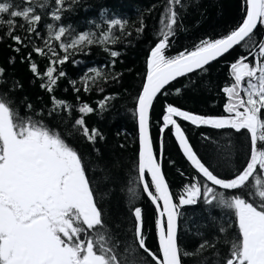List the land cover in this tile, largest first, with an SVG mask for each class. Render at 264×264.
<instances>
[{
	"label": "snow or ice",
	"instance_id": "obj_1",
	"mask_svg": "<svg viewBox=\"0 0 264 264\" xmlns=\"http://www.w3.org/2000/svg\"><path fill=\"white\" fill-rule=\"evenodd\" d=\"M36 2L23 0L26 6H20L0 0V43L5 38L10 39L9 47L17 54L28 48L33 43L31 37L37 34L42 15L33 6ZM66 2L54 0L51 12L54 21L61 20ZM72 2L79 3V0ZM44 6V3L40 4V7ZM185 7L184 0H166L158 21V42L150 50L146 79L136 97L137 179L142 192L157 211L155 227L162 259L146 245L145 218L139 206L131 208L135 244L125 249L128 256L121 259L117 244L108 232L103 208L95 198L83 157L41 121L30 116L21 117L13 102L0 95V264H149L139 250L154 264H183L184 257H194L207 247H216L205 240L193 251H182L178 244L180 209L201 200L229 209L235 217L237 233L223 240L227 251L217 253L216 264H264V36H259L257 31L258 27L264 26V0H244L242 22L221 38L202 39L191 49L168 56L166 51L171 46V38L181 30ZM128 23L119 18L109 20L99 43L118 42L119 37L113 30L118 28L124 34ZM48 28L50 35L44 41L47 51L33 46L21 61L29 62L30 71L42 81L41 87L52 93L58 79L66 75L63 70L58 71L56 65H63L70 59L69 50L75 53L97 41L93 34L83 33L64 42L62 38L68 29L63 26L53 29L52 25ZM144 28L141 19L137 34H142ZM20 30L26 35L19 34ZM50 40L60 42L58 47L63 55L49 43ZM238 45L248 50L254 62H249L248 56H242L230 65L233 82L222 89L228 99L224 107L227 115L206 116L167 104L159 129L161 138L157 152L151 136L150 110L158 94L167 95L166 86L178 77L197 71L207 72L206 65ZM104 51L114 58L113 64L120 55L108 47H104ZM32 52L42 58L51 55L55 59H49L44 71L40 72L32 60ZM9 63H15V57H10ZM92 71L94 75L83 77L85 92L91 91V84L97 78L106 79L102 71ZM4 74L5 69L0 67V78ZM112 79H118V75H113ZM70 83L74 91L81 90L76 87V82ZM175 92L180 95L181 89ZM50 98L52 112L71 109L66 101L55 96ZM111 99L113 97H104L97 102V107L101 111L107 110ZM26 107L31 109L32 105ZM78 112L82 115L74 121V127L82 130L88 142L95 144L98 138L104 139L98 129L90 130L83 118L94 112L93 107L84 103ZM176 117L196 127L234 130L236 133L246 130L250 154L245 165L235 175L221 177L197 153ZM166 129L173 132L179 149L197 174L194 182L186 185L184 192L176 198L162 171L161 161L165 154L162 137ZM203 138L216 143L211 136ZM229 192L232 194L226 195ZM219 231L224 233L226 229L222 227Z\"/></svg>",
	"mask_w": 264,
	"mask_h": 264
},
{
	"label": "trees",
	"instance_id": "obj_2",
	"mask_svg": "<svg viewBox=\"0 0 264 264\" xmlns=\"http://www.w3.org/2000/svg\"><path fill=\"white\" fill-rule=\"evenodd\" d=\"M4 2L26 6L23 0ZM184 2L186 7L182 11L181 30L171 38V46L166 51L168 56L191 49L202 39L221 38L241 23L245 15L244 0ZM41 3L45 5L43 8L40 7ZM165 4L166 0H79V3L67 0L61 20L54 21L51 17L54 0H37L33 6L42 15V20L37 27V34L31 37L33 43L19 54L9 47L12 44L10 39L5 38L3 43H0V67L5 69L4 77L0 78V95L13 102L21 117L30 116L41 121L52 131L59 133L65 142L83 157L95 198L103 208L108 232L113 238V243L117 244L121 259L128 256L125 249L135 244L131 208L136 206L143 210L146 245L154 253H160L155 227L157 211L142 192V186L137 179L139 144L135 110L136 97L146 79V62L150 50L158 42V21ZM117 18L129 21L124 34H121L118 28L114 29V34L119 37L118 42L100 44L99 37L107 29V22ZM141 19L145 23L144 32L137 34L136 29L140 27ZM49 25H52L53 29L60 26L68 29L66 36L62 38L64 42H70L83 33L93 34L97 41L75 53L69 50L70 59L63 65H56L58 71L63 70L66 75L58 79L52 93L41 87L42 81L30 71L29 62L21 61V57L30 52L33 46L45 48L47 51L44 41L50 35ZM257 31L259 36H264V26L259 27ZM129 32L131 35H127ZM19 34L26 35L23 30H20ZM49 43L60 55L64 54L58 47L59 41L50 40ZM104 47L120 53L114 64V58L104 51ZM242 56H248L249 62H254L248 50L239 46L228 56L207 67V72H197L173 83L165 89L167 95L161 94L157 98L150 117L151 136L156 142L157 152L161 138L159 129L163 124L162 117L167 104L206 116L227 115L224 107L228 99L222 89L233 82L230 77V65ZM10 57H15V63H9ZM49 59L55 57L49 55L42 58L32 52V60L37 63L40 72L44 71ZM92 70L102 71L106 79L97 78L96 82L91 84V91L85 92L83 77L94 75ZM113 75H118V79H112ZM71 81L76 82V87L81 89L79 92L73 90ZM178 88L181 89L180 95L175 92ZM51 96L66 101L71 105V109L61 108L52 112ZM106 96L113 99L108 101L107 110L101 111L97 102ZM84 103L94 109L93 113L83 117L86 126L90 130L98 129L104 137L102 140L98 138L95 144L89 143L82 130L74 127V121L82 115L78 109ZM28 104L32 105L31 109L26 107ZM175 119L181 124L197 153L221 177L229 178L245 165L250 154V141L246 130L236 133L234 130L196 127L178 117ZM205 135L211 136L216 143L205 141ZM162 138L165 145L162 168L170 191L176 198L184 192L186 185L194 182L193 178L197 174L180 152L173 132L166 129ZM231 194L226 193L229 196ZM180 212L178 243L182 251H193L205 240L216 244L215 248L207 247L194 257H184L183 264H216L219 259L217 253L227 251L223 240L234 237L237 233L232 211L215 203L208 205L201 200L196 205L181 208ZM222 227L226 232L219 231ZM139 254L147 259L149 264H153L142 250H139Z\"/></svg>",
	"mask_w": 264,
	"mask_h": 264
},
{
	"label": "water",
	"instance_id": "obj_3",
	"mask_svg": "<svg viewBox=\"0 0 264 264\" xmlns=\"http://www.w3.org/2000/svg\"><path fill=\"white\" fill-rule=\"evenodd\" d=\"M259 28V27H258ZM239 47V45L238 46H235L233 49H231L228 53H226V54H224L223 56H221V57H219L217 60H215V61H212L209 65H206V67H209V66H211L212 64H214L215 62H217V61H219V60H221V59H223L224 57H226V56H228L230 53H232L234 50H236L237 48ZM197 72H199V71H197ZM197 72H193V73H189V74H187L186 76H182V77H178L176 80H174V81H172L169 85H167L166 86V89L169 87V86H171L173 83H175V82H177V81H179V80H181V79H183V78H186V77H188V76H190V75H193V74H195V73H197ZM161 94H158V96H157V98L160 96ZM157 98L155 99V101L157 100ZM155 101H154V103H155ZM154 106V105H153ZM153 109V108H152ZM152 109L150 110V117H151V112H152ZM174 139H175V137H174ZM176 141V140H175ZM176 144H177V142H176ZM177 146H178V144H177ZM179 148V147H178ZM180 150V149H179ZM180 152L182 153V151L180 150ZM183 155V154H182ZM184 157V156H183ZM185 158V157H184ZM186 159V158H185ZM162 162V161H161ZM190 163V162H189ZM162 171H163V168H162ZM164 173V172H163ZM170 189V188H169ZM171 192V191H170ZM145 196H146V194H145ZM147 197V196H146ZM148 199V198H147ZM149 200V199H148ZM150 201V200H149ZM151 202V201H150ZM153 205V204H152ZM154 206V205H153ZM154 208H155V206H154ZM155 210H156V208H155ZM178 233H179V220H178ZM178 233H177V235H178ZM179 244V243H178Z\"/></svg>",
	"mask_w": 264,
	"mask_h": 264
},
{
	"label": "flooded vegetation",
	"instance_id": "obj_4",
	"mask_svg": "<svg viewBox=\"0 0 264 264\" xmlns=\"http://www.w3.org/2000/svg\"><path fill=\"white\" fill-rule=\"evenodd\" d=\"M158 239H159V237H158ZM158 255V254H157ZM158 256H161V254L159 253V255ZM151 259V258H150ZM161 259H162V256H161ZM153 264H154V262H152Z\"/></svg>",
	"mask_w": 264,
	"mask_h": 264
}]
</instances>
